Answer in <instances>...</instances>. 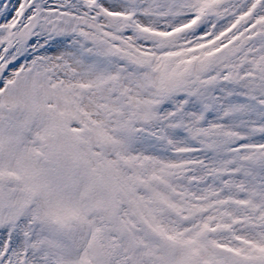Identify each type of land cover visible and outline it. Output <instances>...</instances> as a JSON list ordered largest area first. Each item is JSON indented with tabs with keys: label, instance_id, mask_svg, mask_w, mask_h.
Listing matches in <instances>:
<instances>
[{
	"label": "snow or ice",
	"instance_id": "snow-or-ice-1",
	"mask_svg": "<svg viewBox=\"0 0 264 264\" xmlns=\"http://www.w3.org/2000/svg\"><path fill=\"white\" fill-rule=\"evenodd\" d=\"M0 264H264V0H0Z\"/></svg>",
	"mask_w": 264,
	"mask_h": 264
}]
</instances>
